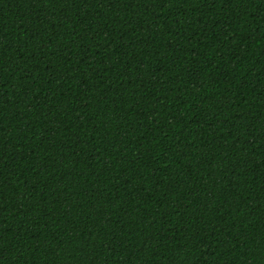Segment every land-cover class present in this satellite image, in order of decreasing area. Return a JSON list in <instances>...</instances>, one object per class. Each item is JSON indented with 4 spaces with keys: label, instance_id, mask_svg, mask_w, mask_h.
Instances as JSON below:
<instances>
[{
    "label": "trees",
    "instance_id": "obj_1",
    "mask_svg": "<svg viewBox=\"0 0 264 264\" xmlns=\"http://www.w3.org/2000/svg\"><path fill=\"white\" fill-rule=\"evenodd\" d=\"M0 264H264V0H0Z\"/></svg>",
    "mask_w": 264,
    "mask_h": 264
}]
</instances>
